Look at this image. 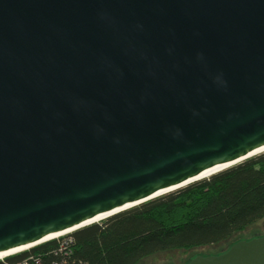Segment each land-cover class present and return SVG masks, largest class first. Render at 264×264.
Here are the masks:
<instances>
[{
    "label": "water",
    "instance_id": "1",
    "mask_svg": "<svg viewBox=\"0 0 264 264\" xmlns=\"http://www.w3.org/2000/svg\"><path fill=\"white\" fill-rule=\"evenodd\" d=\"M263 150L264 0H0V257Z\"/></svg>",
    "mask_w": 264,
    "mask_h": 264
},
{
    "label": "trees",
    "instance_id": "2",
    "mask_svg": "<svg viewBox=\"0 0 264 264\" xmlns=\"http://www.w3.org/2000/svg\"><path fill=\"white\" fill-rule=\"evenodd\" d=\"M262 220L264 154L0 264H138L158 253L224 244Z\"/></svg>",
    "mask_w": 264,
    "mask_h": 264
},
{
    "label": "rangeland",
    "instance_id": "3",
    "mask_svg": "<svg viewBox=\"0 0 264 264\" xmlns=\"http://www.w3.org/2000/svg\"><path fill=\"white\" fill-rule=\"evenodd\" d=\"M261 230H264V220L252 225L251 227L247 228L245 231L234 235L228 242H226L224 244H220V245L212 246V247H205V248H201V249H195V250H191V251H170V252H165V253H158V254H155L153 256H150V257L144 259L143 261H141L138 264H144V263L161 264L163 262L178 263V262L182 261L185 257H187L191 253H195V252H199V251H203V250L222 249L226 244H228L230 242L240 240V239L248 236L249 234H252L254 232L261 231Z\"/></svg>",
    "mask_w": 264,
    "mask_h": 264
},
{
    "label": "bare ground",
    "instance_id": "4",
    "mask_svg": "<svg viewBox=\"0 0 264 264\" xmlns=\"http://www.w3.org/2000/svg\"><path fill=\"white\" fill-rule=\"evenodd\" d=\"M263 153H264V150L261 151L260 153H258V154L255 155V156H259V155H261V154H263ZM234 165H236V164L229 165V166L232 167V166H234ZM219 170H221V169H217V170H214V171H212V172H210V173H207V174L203 175L202 177L197 178L195 181H193V183H194V182H197V181L207 180V179H209V177L211 176V174H215V173L218 172ZM186 187H187V185H186V186H183L180 190L185 189ZM173 193H175V192H173ZM173 193H171V194H173ZM97 223H99V222H97ZM72 233H74V231H73V232H72V231H65V232H62V233H58V234L54 235L53 237H51L50 239H48V241H57V240H59L60 238H64V237H66V236L71 235ZM30 248H32V246H31V247L29 246V247L25 248L24 250H29ZM24 250H19V251L15 252V253L22 252V251H24ZM15 253H14V254H15ZM2 259H4V257H0V260H2Z\"/></svg>",
    "mask_w": 264,
    "mask_h": 264
},
{
    "label": "built area",
    "instance_id": "5",
    "mask_svg": "<svg viewBox=\"0 0 264 264\" xmlns=\"http://www.w3.org/2000/svg\"><path fill=\"white\" fill-rule=\"evenodd\" d=\"M22 264H31L30 260L29 262H23ZM60 264V263H59ZM61 264H69V263H61Z\"/></svg>",
    "mask_w": 264,
    "mask_h": 264
}]
</instances>
